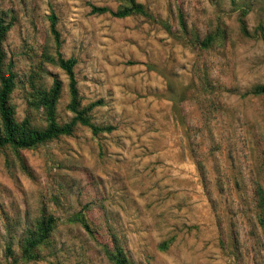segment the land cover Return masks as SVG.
I'll use <instances>...</instances> for the list:
<instances>
[{
    "label": "rangeland",
    "instance_id": "rangeland-1",
    "mask_svg": "<svg viewBox=\"0 0 264 264\" xmlns=\"http://www.w3.org/2000/svg\"><path fill=\"white\" fill-rule=\"evenodd\" d=\"M152 17L116 10V0H0L12 25L3 43L14 64L16 117L29 108L33 82H63L60 122L71 112L60 52L74 57L82 105L102 99L92 121L114 129L74 133L36 148L0 151V262L43 212L56 218L40 258L19 264H115L117 242L130 264H264V0H136ZM243 10L248 33L240 29ZM182 13L187 33L178 23ZM223 28L208 50L201 38ZM23 161L24 165L21 163ZM81 213L87 231L70 219Z\"/></svg>",
    "mask_w": 264,
    "mask_h": 264
},
{
    "label": "trees",
    "instance_id": "trees-1",
    "mask_svg": "<svg viewBox=\"0 0 264 264\" xmlns=\"http://www.w3.org/2000/svg\"><path fill=\"white\" fill-rule=\"evenodd\" d=\"M120 3L116 10H111L107 6H91V12L97 14L110 13L111 15L123 18L130 15H141L152 17V14L147 10L145 5L136 0H116ZM246 10H243L239 17L240 29L243 34L248 33L245 25L244 16ZM50 31L55 40V53L46 54V61L63 69L67 75L69 101L67 109L71 112V117L64 122H60L57 116V104L61 97L63 82L54 77L50 86L37 84L33 82L31 76V90L27 96V104L29 108L40 111L43 118V123L36 121L31 113L24 116L22 119L16 117L15 105L11 100V95L16 87V73L14 64L7 59L6 50L4 49V41L12 23L5 22L0 18V151L10 149L13 153L19 154L22 149L36 148L37 146L57 139L61 136L72 135L75 129L79 126L88 127L94 135L103 132L112 131L113 126L109 124H96L92 121V109L103 104L102 99H97L82 105L78 82L75 76L74 67L76 59L74 57L64 58L60 52V33L56 27L57 17L52 13L49 16ZM178 23L181 30L187 33V24L183 14H178ZM259 35L264 39V26H258ZM223 28H218L217 31L206 34L204 37L195 35L193 42L198 48L208 50L216 44L219 38L223 37ZM248 93L255 95H264V84L253 86ZM24 165L23 161L20 159ZM257 205L264 210V190L257 185L254 190ZM78 222L87 231H91L90 225L86 218L81 213H76L70 219ZM57 218L47 212L37 218L32 227H27L24 230L20 240V256L14 257V252L10 245L6 247L5 262L0 264H19L20 261L28 262L40 258V249L43 245L49 243V238L56 228ZM108 258L115 264H130L124 255L121 247L117 242L114 243L113 249H107Z\"/></svg>",
    "mask_w": 264,
    "mask_h": 264
}]
</instances>
